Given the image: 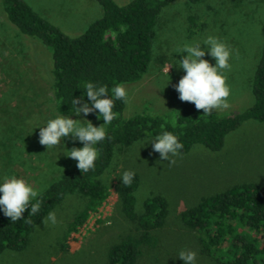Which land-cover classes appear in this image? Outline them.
Wrapping results in <instances>:
<instances>
[{"label":"rangeland","instance_id":"rangeland-1","mask_svg":"<svg viewBox=\"0 0 264 264\" xmlns=\"http://www.w3.org/2000/svg\"><path fill=\"white\" fill-rule=\"evenodd\" d=\"M25 1L73 37L102 16L96 0ZM115 1L123 5L130 0ZM208 35L218 36L232 50L231 68L225 70L231 89L229 107L212 113L228 116L249 108L254 103L252 83L264 44V0H202L197 5L177 0L159 18L148 73L140 82L124 84L129 97L124 117L147 114L174 119L187 102L181 101L175 91L185 73L174 65L186 53L173 52L184 43L202 42ZM203 59L215 64L207 55ZM52 71L49 49L38 39L20 36L8 23L0 2V176L14 174L32 182L33 187L45 189L64 173L78 169L77 161L63 155L64 148L82 147L70 137L48 150L39 143L36 127L58 115L53 107ZM150 138L116 153L107 175L111 195L84 227L67 238L68 252L61 245L69 223L85 206L79 196H69L53 211L56 224L46 219L38 224L24 251H4L0 264H108L109 248L136 234L134 225L121 212L116 192L124 170L140 175L135 193L138 212L151 196H163L168 204L166 223L156 232L158 245L145 249L138 264L184 263L177 257L181 250L195 252V264H212L202 254L196 234L182 223L181 213L203 198L236 185L264 187V122H245L227 136L219 151L196 145L187 154L172 157V163L161 160L151 142L142 146Z\"/></svg>","mask_w":264,"mask_h":264},{"label":"trees","instance_id":"trees-1","mask_svg":"<svg viewBox=\"0 0 264 264\" xmlns=\"http://www.w3.org/2000/svg\"><path fill=\"white\" fill-rule=\"evenodd\" d=\"M175 1L130 0L121 5L115 0H96L102 16L73 37L25 0H0L8 23L19 35L40 40L51 52L53 107L58 114L70 116H75L70 114L72 98L83 94L84 82L105 84L110 95L111 87L118 82L131 84L143 79L153 60L159 18ZM185 1L197 5L202 0ZM252 92L254 103L246 110L228 116L215 113L203 116V109L198 110L193 103L187 102L180 106L174 119L147 114L125 118L127 103L116 100L117 117L106 126V139L97 145L99 156L93 170L81 173L75 169L61 175L43 191L41 210L35 215L29 217V210H25L21 219L15 222L0 215V256L6 250L24 251L33 230L47 214L61 207L69 196H79L84 199L85 206L69 223L61 245L62 250L68 252L67 238L78 232L111 195L107 175L116 153L155 136L161 131L162 124L183 143L179 154H187L196 145L219 151L227 136L245 122H264V44ZM87 119L103 123L94 113ZM134 173L130 185H124L120 179L116 192L121 212L134 225L136 234L124 237L109 248L108 264H138L145 249L157 247L156 232L164 227L168 216V204L163 196L147 198L142 212L136 210L135 193L141 178ZM181 221L196 234L202 254L212 264H264V187L236 185L205 197L195 207L184 210Z\"/></svg>","mask_w":264,"mask_h":264},{"label":"clouds","instance_id":"clouds-1","mask_svg":"<svg viewBox=\"0 0 264 264\" xmlns=\"http://www.w3.org/2000/svg\"><path fill=\"white\" fill-rule=\"evenodd\" d=\"M201 45L205 47L202 49ZM173 53H186L181 55L179 60H175L174 64L185 73L175 85V91L179 93L181 101L193 103L198 110L203 109V116L229 107L231 89L226 83L225 70L231 68L232 50L225 41L218 36L208 35L202 42L184 43ZM206 55L215 60L214 65L210 60L203 59ZM169 66L165 69L167 74ZM110 93L109 95V88L105 84L84 82L83 94L78 98H72L70 109V114L81 119L60 114L48 119L43 126L36 127L39 129V143L48 150L62 145L61 141L70 137L73 141L81 143L82 147H73L70 150L63 147V155L77 161L76 167L81 173L93 170L99 156L97 145L106 139V126L117 117L114 111L115 101L127 103L129 99L123 82L111 87ZM90 113H94L103 123L94 126L87 119ZM172 126H176L175 121L172 122ZM146 142H151L153 152H158L160 159L169 163L173 162L172 157L177 156L183 148L178 136L172 131L165 130L163 124L161 131L143 141L142 146ZM134 176L133 171L124 170L119 178L124 185H130ZM44 190L45 188L33 187L32 182L18 178L14 174L0 176V213L10 218L11 222L20 220L25 210H29V217L37 214L41 210ZM46 220L53 225L56 224L55 212H49ZM25 221H28V218ZM177 257L184 264H195L196 253L181 250Z\"/></svg>","mask_w":264,"mask_h":264},{"label":"built area","instance_id":"built-area-1","mask_svg":"<svg viewBox=\"0 0 264 264\" xmlns=\"http://www.w3.org/2000/svg\"><path fill=\"white\" fill-rule=\"evenodd\" d=\"M84 226H85V225H84ZM84 226H83V227H84ZM81 228H82V227H81Z\"/></svg>","mask_w":264,"mask_h":264}]
</instances>
